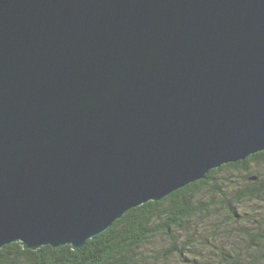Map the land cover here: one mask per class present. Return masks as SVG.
<instances>
[{"label":"water","instance_id":"water-1","mask_svg":"<svg viewBox=\"0 0 264 264\" xmlns=\"http://www.w3.org/2000/svg\"><path fill=\"white\" fill-rule=\"evenodd\" d=\"M264 151V0H0V251H79Z\"/></svg>","mask_w":264,"mask_h":264},{"label":"trees","instance_id":"trees-1","mask_svg":"<svg viewBox=\"0 0 264 264\" xmlns=\"http://www.w3.org/2000/svg\"><path fill=\"white\" fill-rule=\"evenodd\" d=\"M264 151L248 158L210 171L202 180L191 183L160 202H149L128 211L120 220L98 237L89 240L79 251L70 246L53 249L49 246L37 251L25 250L21 243L5 246L0 251V264H141L148 257H138L159 235L173 238V230L184 229L199 213L208 212L207 200L226 195L225 186L236 182L228 173H236L242 181L231 199L224 197L228 218L237 222L241 215L238 206L246 201L264 203ZM226 174V176H225ZM205 199V200H204ZM205 205V206H204ZM238 223V222H237ZM258 226L240 227L257 254L245 263L264 264V217ZM239 228V227H238ZM253 229L256 232H252Z\"/></svg>","mask_w":264,"mask_h":264},{"label":"rangeland","instance_id":"rangeland-1","mask_svg":"<svg viewBox=\"0 0 264 264\" xmlns=\"http://www.w3.org/2000/svg\"><path fill=\"white\" fill-rule=\"evenodd\" d=\"M227 175L236 182L225 186L226 195L216 196L214 201L207 200L205 205L210 210L197 214L184 229L173 230L172 239L159 235L141 248L138 257H148L141 264H238L257 254L256 250H252L255 246L250 244V239H246L240 227L256 228L257 222L264 217V203L246 201L240 204L237 208L241 218L238 223L230 221L227 209L221 203L224 197L231 199L242 181L236 177V173ZM258 249L264 250V246Z\"/></svg>","mask_w":264,"mask_h":264}]
</instances>
